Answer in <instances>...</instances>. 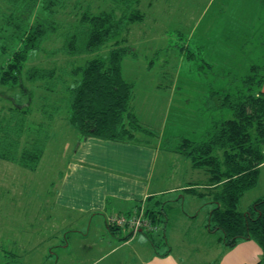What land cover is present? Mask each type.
<instances>
[{
    "label": "rangeland",
    "instance_id": "1",
    "mask_svg": "<svg viewBox=\"0 0 264 264\" xmlns=\"http://www.w3.org/2000/svg\"><path fill=\"white\" fill-rule=\"evenodd\" d=\"M6 2L0 0L3 12L8 7ZM62 6L53 17L62 28L38 52L29 55L25 70L32 67L55 69L62 74L107 52L108 46H105L99 53L69 56L61 50V36L69 27L77 25L78 14L87 6L93 13L110 11L114 8L113 1L66 0ZM118 8L130 7L122 2ZM136 8L144 19L129 26L126 44L134 56L123 59L122 75L134 85L131 106L142 126L158 133L157 139L147 141L161 150L173 151L180 137L200 141L212 121L232 118L230 110L206 112L204 102H198L195 96H207L214 90L221 92L229 85L232 76L243 77L251 73V66L264 65V0H140ZM46 17L38 5L30 24ZM1 23L0 18V67L16 48L9 42L6 55L1 52L10 34V30L1 29ZM59 78L69 80L67 76ZM63 85L57 83L56 90L48 93L42 89V83L31 84L24 79L15 86L0 83V112L14 106L27 110L18 156L36 142L43 145V155L33 171L0 159V264H84L82 259L79 262V256L85 249L71 232L72 226L63 221L64 212L53 203L57 183L72 162L76 144L81 139L68 123ZM169 157L172 168L165 173L169 177L166 187L182 186L190 181L194 184L200 182L196 185L198 190H206L201 184L205 179L203 173L192 170L189 162L181 156L173 154ZM183 192L186 193L185 188ZM186 194L164 196V199L180 201L179 196L183 195V201L175 206V214L180 210L197 215L187 220L192 226L188 234L177 227L169 232V246L183 264L193 261L185 257L191 249H194L191 255L201 256L195 257L194 264H199L207 254L209 257L205 260L214 263L220 257L216 249L226 248L220 233L214 236L198 233L199 229L204 232L200 227L207 224L205 216L213 205L209 198L196 200ZM262 197L264 169L257 185L241 198L238 210L247 211ZM148 221L152 227L159 225ZM174 223L178 225V219ZM112 228L116 229L112 233L117 238L126 235V230L130 237L143 233L139 235L142 243L150 236L159 246L163 239L159 226L137 233ZM85 238L97 243L102 237L90 234ZM136 243L137 240L133 245ZM164 247L154 248L162 250ZM169 253L166 251L161 256Z\"/></svg>",
    "mask_w": 264,
    "mask_h": 264
},
{
    "label": "trees",
    "instance_id": "2",
    "mask_svg": "<svg viewBox=\"0 0 264 264\" xmlns=\"http://www.w3.org/2000/svg\"><path fill=\"white\" fill-rule=\"evenodd\" d=\"M65 1L7 0L6 11L0 8L1 29L10 30L1 52H7L9 42L16 45L0 67V83L15 86L24 79L31 84L42 83V89L53 93L57 83L65 82L67 120L80 140L147 143V139L158 137L157 132L140 124L131 107L134 85L122 75L123 59L134 56L126 44L129 26L144 19L136 8L140 0H112V10L98 13L87 6L78 14L77 25L62 33L61 50L69 56L99 53L108 46L105 54L62 74L55 69L25 70L29 55L38 52L62 28L53 17ZM122 2L130 8L119 9ZM38 5L47 17L30 24ZM250 70L243 77L232 76L223 91H211L202 100L206 112L230 110L232 118L212 121L200 141L180 137L173 152L186 159L192 170L205 175L201 182L205 191L196 187L200 182L189 183L185 191L195 198H209L213 205L208 216L210 231L220 233L221 242L229 249L241 241H253L262 251L256 264H264V197L254 201L247 211L238 210L243 195L257 185L260 167L264 164V93L261 90L264 65H253ZM62 76H67L68 82L59 78ZM26 112L21 106L0 112V159L33 171L43 155V145L36 142L18 156L19 139L27 123ZM165 205L160 202L147 205L145 218L154 224H164L168 217ZM108 228L116 230L109 225ZM149 238L153 247H157Z\"/></svg>",
    "mask_w": 264,
    "mask_h": 264
},
{
    "label": "crops",
    "instance_id": "3",
    "mask_svg": "<svg viewBox=\"0 0 264 264\" xmlns=\"http://www.w3.org/2000/svg\"><path fill=\"white\" fill-rule=\"evenodd\" d=\"M262 92L264 93V82ZM204 97L206 95L202 94L194 99L197 98L200 102ZM173 154L177 155L172 150H161L150 142L120 143L94 138L77 142L72 162L68 164L67 171L57 183L53 203L64 212L63 221H68V225L72 226L71 232L77 236L79 245L85 249L80 252L79 262L82 259L84 264H183V261L174 255L167 237L176 227L188 234L192 226L188 225L187 220L197 215H188L183 210L175 214L177 204L184 199L183 195L179 196L180 201L164 199L169 193L186 194L183 192L185 186L192 183L189 181L182 186L166 187L169 177L165 176V173L172 168V163L168 160ZM263 169L264 164L260 167L258 181ZM156 202L166 203L164 209L168 212L166 222L158 225L163 234L159 246H165L162 250L154 248L148 237L145 243H142L139 235L143 233L130 237L125 230L126 235L117 238L114 236L115 232L108 228V217L130 215L140 206L146 207ZM210 211L205 216L207 224L200 227L204 232L199 229V234H216L207 227ZM80 219H84V222H80ZM175 219H178V225H175ZM90 234L102 238L97 240V243L89 242L85 237ZM64 237L66 238V235ZM136 240V245H133ZM216 250L220 253L216 264H256L262 255L260 248L253 241H241L232 249L220 247ZM166 251L170 253L161 256ZM193 251L194 249H191L189 254H185L186 258L193 259L186 264H194L195 257H201L199 254L191 255ZM208 257L207 254L205 259ZM205 259L199 264H215Z\"/></svg>",
    "mask_w": 264,
    "mask_h": 264
},
{
    "label": "built area",
    "instance_id": "4",
    "mask_svg": "<svg viewBox=\"0 0 264 264\" xmlns=\"http://www.w3.org/2000/svg\"><path fill=\"white\" fill-rule=\"evenodd\" d=\"M145 206L135 209L130 215H114L107 219V224L111 227L128 229L129 232L137 233L143 229L152 230L156 227L145 218ZM157 229V228H156Z\"/></svg>",
    "mask_w": 264,
    "mask_h": 264
}]
</instances>
